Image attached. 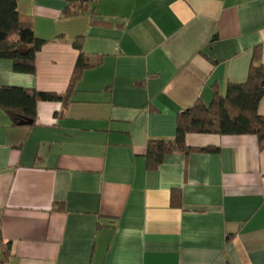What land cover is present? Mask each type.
Here are the masks:
<instances>
[{
	"label": "crops",
	"instance_id": "crops-1",
	"mask_svg": "<svg viewBox=\"0 0 264 264\" xmlns=\"http://www.w3.org/2000/svg\"><path fill=\"white\" fill-rule=\"evenodd\" d=\"M65 5L18 0L46 43L33 74L0 58V85L59 95L80 51L99 63L65 107L37 102L32 124L0 109V264H264L255 135L187 134L215 150L152 170L145 157L150 140L173 138L178 112L264 63V0H97L71 17Z\"/></svg>",
	"mask_w": 264,
	"mask_h": 264
},
{
	"label": "trees",
	"instance_id": "trees-1",
	"mask_svg": "<svg viewBox=\"0 0 264 264\" xmlns=\"http://www.w3.org/2000/svg\"><path fill=\"white\" fill-rule=\"evenodd\" d=\"M96 1L66 0L62 15L71 17L86 13ZM17 2L18 0H0V58L10 59L15 72L33 74L36 68V55L46 40L36 36L32 21L20 14ZM74 44L81 50L77 38ZM97 64L99 63L85 59L80 51L69 87L63 95L35 88L0 85V109L6 112L13 125L25 119L32 120L33 123L37 116V102L61 101L65 107L71 101V87L80 78L82 71ZM262 98L264 63L253 60L245 81L229 82L223 94L215 87L209 103L197 100L193 106L178 112L173 138L148 142L146 167L156 169L164 157L172 152L215 150L213 147L188 146L187 134H250L255 135L258 142L264 144V114L258 110ZM1 253L4 258L6 251Z\"/></svg>",
	"mask_w": 264,
	"mask_h": 264
},
{
	"label": "water",
	"instance_id": "water-1",
	"mask_svg": "<svg viewBox=\"0 0 264 264\" xmlns=\"http://www.w3.org/2000/svg\"><path fill=\"white\" fill-rule=\"evenodd\" d=\"M32 123V120H27V119H25V120H21L20 122H19V124H23V125H28V124H31Z\"/></svg>",
	"mask_w": 264,
	"mask_h": 264
}]
</instances>
